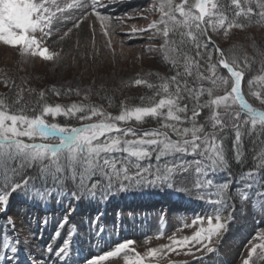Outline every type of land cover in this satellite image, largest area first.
Masks as SVG:
<instances>
[{
  "label": "snow or ice",
  "instance_id": "snow-or-ice-1",
  "mask_svg": "<svg viewBox=\"0 0 264 264\" xmlns=\"http://www.w3.org/2000/svg\"><path fill=\"white\" fill-rule=\"evenodd\" d=\"M86 7L81 0L65 5L57 0H0V45L21 57L52 61L59 53L42 45L59 31L56 25L69 18L64 15L68 10ZM100 7L98 0H91V11L107 37L113 17L97 11ZM159 11L158 21L132 31L147 32L161 40L158 49L171 75L158 76L155 83L135 79V85H146L153 90L152 95L141 97L140 104L121 101L118 114L92 103L51 105L44 102L43 90L36 93L26 81L7 76L0 79L8 89V94L0 96V213L7 212L11 194L17 192L38 203L63 193L79 204L145 187L177 193L194 188L201 190V201L220 206L207 214L206 227L202 226L204 215L194 216L192 224L199 221L201 226L191 237H172L171 245L150 248L143 255L131 247L135 241L124 240L86 257L83 264H102L109 258H123L125 264H146V258L156 257L166 248L175 251L172 246L200 245L211 253L213 248L208 243L234 219L235 209L229 200L235 203L241 199L243 210L256 198L264 212V110L249 103L242 92L245 70L252 69V60L236 48L225 52L213 39L221 31L227 36L232 29L264 26V0H163ZM74 27H79V21ZM70 31L63 32L60 39ZM218 66L229 75L220 74ZM260 72L248 80V85L250 94L264 105V88L253 90V85H264V65ZM51 91L62 94L55 87ZM73 91L80 95L78 89H66L65 93ZM88 96L86 92V100ZM60 115L86 123L67 127L46 120ZM130 121L141 126L152 121L155 127L138 129L129 125ZM246 144L251 147L246 149ZM248 152L252 163L245 168ZM233 162L240 166L242 183L230 189ZM220 172L228 173L229 179L215 181L213 176ZM75 210L70 205L69 213ZM225 211L228 214L222 215ZM5 219L3 227L14 229L12 217ZM66 226L67 215L53 233L56 238L63 236L62 242L46 249L49 258L55 257L59 264H71L74 233L64 232ZM18 245V240H4L0 264H18ZM27 262L47 264L31 252ZM242 264H264V233L249 241Z\"/></svg>",
  "mask_w": 264,
  "mask_h": 264
},
{
  "label": "rangeland",
  "instance_id": "rangeland-1",
  "mask_svg": "<svg viewBox=\"0 0 264 264\" xmlns=\"http://www.w3.org/2000/svg\"><path fill=\"white\" fill-rule=\"evenodd\" d=\"M100 1L98 0V2ZM57 2L65 5L71 3L72 0H57ZM81 2L86 3L87 7L68 10L64 15L69 18L58 23L56 27L59 31L53 32L52 38L42 45L47 46L49 51L59 53V56L52 61H44L40 57H21L12 48L0 45V79L7 76L15 78L17 82L26 81L28 86L36 90V93L41 90L46 93L53 87L59 91L78 89L80 95H77L75 91L69 93L73 99H78V103L81 99L85 100L86 92L89 94L88 99L96 97L100 93H112L122 98L136 94L133 87L146 86L135 85L134 81L137 78L146 79L153 83L157 82L158 76H161V67L166 62L158 49L161 40L156 36H150L147 32L140 33L137 31L133 33L132 29H143L154 21H158L161 16L159 4L163 0H109V2L101 4L102 7L98 8L97 11L113 17L111 27L107 28L109 32L107 37L103 34L99 21L91 11V0H81ZM126 2L129 4H125ZM78 21L79 27H74ZM159 27L163 28V25H159ZM68 29L71 31L61 40L60 35ZM215 36L218 46L223 48L225 52L236 48L243 53L241 47L246 46L252 54L264 53V26L255 24V26H249L245 29H232L227 36L223 34V31ZM109 41L111 47L108 46ZM150 47L157 50L149 52ZM215 59L216 56L214 55ZM253 60L257 62L255 59ZM262 65H264V57L256 65L252 64L254 68L252 67L250 71L246 70L248 77L242 81L245 90L260 107L264 105H260L259 101L250 94L248 80L255 75L262 74L260 72ZM217 71L223 74L219 67ZM223 75L227 76L225 73ZM257 87L264 88V85H253V90ZM4 89H6L4 85L0 87V90ZM36 93L32 94L34 98ZM55 101V104H60L61 99L55 98ZM213 179L221 182L229 179V177L213 176ZM241 183L240 179L232 178L230 189L238 188ZM147 190L150 194L143 195V197L174 196L182 202L196 203L198 207H202L197 215L205 216L202 225L204 227L207 226V214L215 209L210 203L201 201V190L194 188L190 192L180 193L169 189L165 191L166 189L151 187H147ZM232 194L236 196L235 192ZM16 195L26 196L21 192H17ZM18 198L15 197V200ZM115 200L120 203L125 200H134V198L127 192L110 199L113 204ZM47 201H51V199ZM98 202L99 199H96L95 203ZM14 205L15 203L11 205V208ZM60 212L62 211H59L57 217L53 218L54 227L67 215ZM117 213L118 215H116ZM31 214H34L33 210L28 212V208L24 206L21 212L16 214L19 223L22 222L21 227L26 228L25 233L28 239L24 245L30 251L33 249L31 242H35V238L41 237V241H43V238L47 237L43 230L42 233H39L35 224H26L27 221L32 222ZM51 215L54 216L55 213L52 212ZM112 215H114L112 223H117L118 227H121L125 214L121 211H113ZM132 216L135 217L131 213L126 218ZM51 218L47 217L44 221L49 222ZM137 218L141 220L138 224L139 230L133 232L131 228L126 226L124 227L126 232L123 236L124 238L132 236L129 240L135 241V243L131 247L141 255L150 248L171 245L170 238L172 237L176 240L191 237L194 235V230L201 226L199 221L195 225L192 224L194 216H173V214H169L168 210H161L160 213L137 214ZM37 220L41 222L38 216L35 222ZM68 225L71 227L66 226L64 232L67 231V228H74L73 223H68ZM3 226V221H0V233H2L0 243L2 244L8 235V230ZM30 227L34 229L32 235H29L28 232ZM229 228L227 233H222L221 230V234L214 236L211 243L205 242L208 243V247L213 248L211 253L200 245L196 247L189 245L188 248L172 246L176 248L175 251L166 248L156 257L146 258V264H149V261L151 264H242V261L247 257L249 241L253 240L257 234L264 233V212L259 209V200L254 198L251 206L237 211L236 219ZM29 237L32 238L29 239ZM115 238L113 237V239ZM197 248L200 250L197 251ZM41 253L46 254L48 252L47 250L39 251L37 257H40L39 254ZM50 264H54V262ZM102 264H125V261L123 258H112L102 262Z\"/></svg>",
  "mask_w": 264,
  "mask_h": 264
},
{
  "label": "trees",
  "instance_id": "trees-1",
  "mask_svg": "<svg viewBox=\"0 0 264 264\" xmlns=\"http://www.w3.org/2000/svg\"><path fill=\"white\" fill-rule=\"evenodd\" d=\"M250 26H255V24H252ZM215 35L216 34L213 35V39L215 40L216 44L218 45V42L215 39V37H216ZM221 49H223V48H221ZM241 51L246 52L248 54L249 58L252 60V64H255V65L257 64L258 61H260L264 57V53L263 52H260V53H258L256 55L252 54L251 52L248 51L246 46H242L241 47ZM253 59H255L257 62H254ZM218 67L221 69V72L223 74L225 73L226 75H229L227 73V71L225 69H223L221 66H218ZM246 70H245V77H244L245 79H246V77H248V73L246 72ZM160 73H161V76L171 75V73L169 71V65H168L167 62H165L164 65H162ZM1 86H3L2 83H0V87ZM133 89H134L133 91L136 92V94L134 93L133 95H128V97H123L122 98V97H119L116 94H112V93H110V94L100 93V94H97L96 97H93V98H90V99H87V100L86 99L85 100L81 99V100H79V103H92V104H96L98 106H103L104 109L107 112H110L113 115H115V114H118L121 101H124L127 104H140L142 102L141 101V97H145L146 98V97L152 95V92H153V90L148 89L146 86H140L138 88H134L133 87ZM51 90H49L48 92L46 91V93H45V101L44 102H46L48 104L54 105L55 102H56L55 98L61 99V101H59V102L63 106L64 105L68 106V105H70L72 103H78V101H77L78 99H73V97L70 96L69 94H66L65 91H60L62 94L60 96H57ZM0 92H2V93H0V96L6 95V94H8V89L6 88L4 90H0ZM242 92L245 95V99H247L249 103L253 104L254 107L261 108L262 110H264V106L260 107L259 105H257L254 102L253 98L248 94V91L245 90L244 84H243V87H242ZM25 95H26V98H27V93ZM72 100H74V101H72ZM109 105H111V106L109 107ZM77 115H79V114H77ZM46 120L48 122H57V123L61 124V126H67V127H73V126L78 127V126H81L83 123H86L85 121H77L74 117H66L64 115H60V116H57L55 118L46 117ZM128 124L133 126V127L138 128V129H148V128L155 127V124L152 121H149L148 123L143 124L142 126L141 125H137L135 121H130V122H128ZM228 143H229V147H230L231 146V141H229ZM245 147L247 149V148H250L251 146L246 144ZM247 156H248V159H247V161L245 163V168H247L252 163V161H251V153L248 152ZM230 174H231V177L233 179H237V178H239L242 175L240 166L236 165L235 162L232 163V166H231V169H230ZM138 190H140V189H138ZM228 203L229 204H233V208H236V207H238L240 205L237 200H236L235 203H233L232 200H229ZM224 207L227 208V205H224ZM227 214L228 213L226 211L222 213V215H227Z\"/></svg>",
  "mask_w": 264,
  "mask_h": 264
},
{
  "label": "bare ground",
  "instance_id": "bare-ground-1",
  "mask_svg": "<svg viewBox=\"0 0 264 264\" xmlns=\"http://www.w3.org/2000/svg\"><path fill=\"white\" fill-rule=\"evenodd\" d=\"M46 245H49V244H46ZM71 260L75 263H77L79 260L77 259V257L76 256H72V254H71Z\"/></svg>",
  "mask_w": 264,
  "mask_h": 264
}]
</instances>
